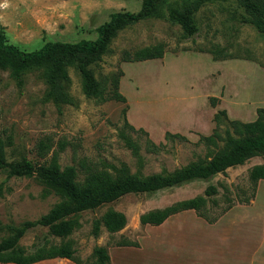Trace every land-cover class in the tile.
Masks as SVG:
<instances>
[{
  "label": "rangeland",
  "instance_id": "374dc122",
  "mask_svg": "<svg viewBox=\"0 0 264 264\" xmlns=\"http://www.w3.org/2000/svg\"><path fill=\"white\" fill-rule=\"evenodd\" d=\"M141 5V0H0V32L24 51L49 41L93 40L113 13L137 12ZM249 17L244 0H211L194 13L198 31L192 36L165 16H151L122 30L112 43V53L104 56L95 72L109 90L118 78L126 101L87 97L79 72L70 68L76 104L56 105L46 98L47 84L38 71L27 72L18 83L8 70H0V140L8 161L27 159L36 167L52 162L75 165L83 178L87 168L112 170L121 162L133 173L148 175L174 171L204 157L208 149L200 142L201 135H211L218 125L222 130L230 127L227 121H215L218 111L225 109L228 121L248 122L264 107V36ZM159 43L165 45L162 58L132 62L121 58L126 49ZM211 96L218 98L215 106ZM122 132L139 144L140 157L125 145ZM167 132L185 139L166 138ZM261 163L264 154L208 179L123 195L81 212L79 227L66 238L38 225L25 232L19 245L30 253L42 245L71 241L76 256L90 261L96 246L110 253L125 241H139L145 230V237L159 236L153 226L141 224L140 215L203 195L210 184L218 192L203 208L206 219L248 203L256 190V203L237 210L264 212V180L256 184L250 179L251 168ZM42 193L36 175L11 176L0 170V241L12 235L13 227L40 218L58 203L57 195ZM110 208L126 214V227L112 233L103 225L95 237L94 220Z\"/></svg>",
  "mask_w": 264,
  "mask_h": 264
},
{
  "label": "trees",
  "instance_id": "16d2710c",
  "mask_svg": "<svg viewBox=\"0 0 264 264\" xmlns=\"http://www.w3.org/2000/svg\"><path fill=\"white\" fill-rule=\"evenodd\" d=\"M141 1V8L137 12L113 13L107 22L97 28L98 36L93 40L49 41L37 50L24 51L8 43L5 34L0 32V70H8L18 83L23 82L27 72L38 71L47 84L46 98L56 105L76 104L71 93L70 68H75L79 72L83 91L87 97L102 101L107 99L126 101V96L118 88V78L113 89L109 90L106 83L98 78L95 72L96 66L100 64L104 56L112 53V43L119 33L148 17L165 16L181 25L185 35L192 36L198 31L194 13L205 2L211 0ZM244 5L251 13L248 21L252 22L264 36V2L244 0ZM164 53L165 45L159 43L134 50L126 49L122 51L121 58L126 62L143 61L162 58ZM211 53L215 59H220L215 52L211 51ZM217 100L215 96L210 97L211 104L214 106ZM214 119L218 124L227 121L230 127L222 130L218 125L211 135H201L200 142L208 149L204 157H198L197 160L174 171L148 175L133 173L125 162L112 165V170L96 171L87 168L83 178H80L75 165L61 167L52 162L36 167L27 159L10 162L7 159L4 143L0 140V170H6L11 176L36 175L43 185V197L51 194L59 197L58 203L46 214L36 220H27L19 227H13L12 235L0 241V262L33 264L61 257L71 259L78 264H109L111 257L104 246L94 248L90 261H82L76 256V249L71 241L42 245L27 253L19 245V240L29 228L38 225L48 227L49 232L54 236L66 238L79 227L78 215L81 212L94 210L129 193L153 192L196 179H208L219 173H225L230 167L242 165L256 155L264 154V107L257 109V117L253 121L232 119L228 121L225 109L218 111ZM121 137L132 153L140 157V147L136 140L125 132L121 133ZM175 137L185 139V136L179 133H166V138ZM250 179L256 184L264 179V163L256 164L251 168ZM217 192V186L210 184L203 195L179 200L164 208L142 213L140 222L142 225H160L170 216L185 210H194L199 216L205 217L203 208L206 207L208 198ZM226 210L228 208L223 212ZM217 217L208 220L213 222ZM127 222L125 213L110 208L102 218L94 220L92 234L98 237L103 225L112 233L118 232L126 227ZM121 245H138V243L125 241Z\"/></svg>",
  "mask_w": 264,
  "mask_h": 264
},
{
  "label": "crops",
  "instance_id": "0c3cea01",
  "mask_svg": "<svg viewBox=\"0 0 264 264\" xmlns=\"http://www.w3.org/2000/svg\"><path fill=\"white\" fill-rule=\"evenodd\" d=\"M257 198L256 190L248 203L232 205L213 222L192 213L194 210H185L160 225H148L160 235L145 237V230L134 241L138 245L114 248L109 264H264V212L237 210L251 207ZM33 264L78 263L57 257Z\"/></svg>",
  "mask_w": 264,
  "mask_h": 264
}]
</instances>
